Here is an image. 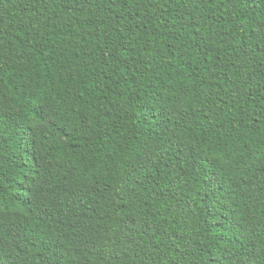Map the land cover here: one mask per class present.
<instances>
[{
    "label": "trees",
    "instance_id": "obj_1",
    "mask_svg": "<svg viewBox=\"0 0 264 264\" xmlns=\"http://www.w3.org/2000/svg\"><path fill=\"white\" fill-rule=\"evenodd\" d=\"M248 2L0 0V264H264Z\"/></svg>",
    "mask_w": 264,
    "mask_h": 264
},
{
    "label": "snow or ice",
    "instance_id": "obj_2",
    "mask_svg": "<svg viewBox=\"0 0 264 264\" xmlns=\"http://www.w3.org/2000/svg\"><path fill=\"white\" fill-rule=\"evenodd\" d=\"M257 4V0H250V2L245 4V7L248 8H252L253 11H256V8H253V5ZM260 33H261V43L264 44V20L260 21ZM34 107H36L38 110L33 114V119H37L40 122L45 121L48 117L46 112L44 111V107L43 105H34ZM4 111L3 108V103H2V97H0V125H2L3 121H2V113ZM29 127H31V125H29ZM35 133H32L31 135L29 133H25L23 132V130H21V136L22 138L28 142L31 139L34 138ZM0 180H2V177H0ZM25 195H32L31 193H21V196H25Z\"/></svg>",
    "mask_w": 264,
    "mask_h": 264
}]
</instances>
